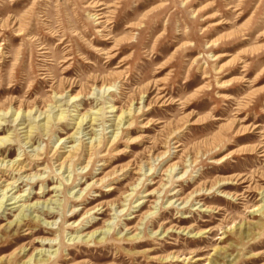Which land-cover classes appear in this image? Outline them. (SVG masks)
<instances>
[{
    "label": "rangeland",
    "instance_id": "1",
    "mask_svg": "<svg viewBox=\"0 0 264 264\" xmlns=\"http://www.w3.org/2000/svg\"><path fill=\"white\" fill-rule=\"evenodd\" d=\"M91 1L106 5L108 32L104 35L110 33L114 42L103 45L93 16L96 8L87 6ZM9 19L18 24L9 26ZM19 25L21 35L15 36ZM116 42L113 58L98 55L96 48L109 52ZM111 73L116 74L112 82L121 87L105 94L104 112L110 104L120 109L130 104L145 106L149 112L135 116L134 126L121 136V144L110 147L106 155L103 149L98 151L92 169L83 171L85 163L80 159L71 174L58 171L51 151L64 145L68 151L75 144L76 138H68L76 129L73 125L57 124L48 136L33 133L30 144L24 146L27 129L17 122L5 123L0 137L9 135L13 143L0 150V160H23L40 148L46 153L31 171L42 174L41 178H34L30 185L19 180V187L3 201L0 260L16 252L12 263L22 264L31 256L37 260L38 251L45 249L59 256L48 264H264L260 194L264 157H258L264 150L258 151L259 145L264 146V0H0V109L21 107L26 111L38 105L46 110L45 105L52 102L62 110L67 107L59 105L80 93V107L77 112L69 107V114H83L103 104L100 97L102 101H96L86 95L92 78H106ZM218 83L229 85L219 89ZM52 87L63 93L64 100H53ZM221 95L234 99L226 101ZM246 96L248 104L236 116ZM111 115L105 113V117ZM112 120L107 118L104 127H95L93 138L102 133L110 137L116 129ZM140 123L147 128H140ZM254 125L260 126L259 133H248ZM180 128L185 129L177 157L169 163L154 161L152 172L143 171L152 176L136 172L151 155L164 152L168 137ZM238 128L247 132L241 134ZM91 136L86 135L84 142H90ZM128 138L130 148L122 141ZM253 148H257L256 154H251ZM126 150L130 151L127 156L121 155ZM226 155L229 158L221 162ZM188 160L194 161L190 167ZM175 162L183 169L174 172L169 185L163 172ZM123 168L125 175L120 177ZM84 172L89 175L83 177ZM236 176L245 183L222 185ZM105 177L102 185L88 186ZM139 179L147 181L129 203L124 198ZM161 182L168 188L162 191ZM111 185L115 190L107 191ZM155 189L160 193L144 197ZM200 189L203 191L195 193ZM192 193L193 201L188 204L175 203ZM11 195L24 196L10 205L14 200H6ZM22 205L37 209L22 210ZM122 209L124 215L119 213ZM150 211L153 217L141 221ZM23 213L27 217L21 220ZM38 230L50 233L26 234ZM75 236L90 237L92 243L68 248L65 243ZM44 238L61 239L64 244L41 246ZM101 238L102 244H94Z\"/></svg>",
    "mask_w": 264,
    "mask_h": 264
},
{
    "label": "bare ground",
    "instance_id": "2",
    "mask_svg": "<svg viewBox=\"0 0 264 264\" xmlns=\"http://www.w3.org/2000/svg\"><path fill=\"white\" fill-rule=\"evenodd\" d=\"M87 6H91V8H96L93 16H94L95 21L97 22L96 25L99 27V31L98 32H101L100 36H102V40L104 42L103 45L112 43V41L114 42L113 36H111L110 33L104 35V32H108L106 27H105V25H104L106 23V19H105V15H104V12H103L105 10L104 6H106V5L104 3H102V2H99V1L98 2L91 1L89 3V5H87ZM108 6H112V5H108ZM7 23H8L9 26H12L13 28L18 24L16 22V20H10V19L7 21ZM130 26L131 25H128L129 28H130ZM14 31L18 33L15 36H20L21 35L20 32H22L21 25H19V27H17V29H15ZM243 39H245V38L243 37ZM116 46H118L117 42L114 43V46L112 47V49H109V52H105L101 48H96V50L99 51L98 55L109 54V57L107 56V58H113L114 55L112 53L115 50H117ZM220 56H223V55H220ZM67 60H69V58ZM63 62H66V61H63ZM241 63H243V61H241L240 64ZM220 70H221V67L218 69V72H220ZM115 75H116L115 73H111L106 78H102V79H100L99 77H93L92 80H91L90 91H88L86 93V95L89 98H95L96 101H102L100 99L105 98L104 96H105L106 93L109 92L108 94L110 95V93L112 92V91H110L111 88L115 87V89H118L117 87H121V86H118V84H115V82H112L111 79ZM245 82H246L245 78H242L241 79V83H245ZM226 85H229V83H218V88L222 89ZM52 94H54L53 100L56 99V101H57L60 98L62 100H64L63 93L58 91L56 88L53 89V87H52ZM56 95H58V96L56 97ZM82 96H83L82 94L78 93L77 95L72 96L70 99L68 98L67 101H64L63 105H59V107H62V106H66L67 107L66 109H62V110L57 109L58 106H53L52 102H49V104L45 105V106L48 107L46 110L44 109L45 107H40L38 105L37 106H33V107H29L26 111H23L21 109V107H18L16 110H15V108H12V107L11 108L9 107V108L0 109V127H1L0 128V132L5 128L4 127V126H6L5 123H7V122L8 123H16L17 122V125H21L22 126V128L20 127L21 129H27L25 131V139L23 140L24 141L23 145L25 146V145H29L30 142L32 141V139L34 138L33 137V133L41 132V133H44L46 136H48L49 132L51 131L53 126H55L57 124H63V123L67 122V124L73 125V127H76L75 131L68 138H76V140H74L73 143H75V144H72V146H70V149L68 151L65 150L66 148L68 149V147H66L64 144H61V145H64L63 147L56 146V147H54L53 151H51L53 158L56 159L55 163H58L57 164L58 171H64V172L68 171L71 174V171H70L71 168L72 167L74 168V165L80 159H82V162L85 163V166L82 168L83 171L88 169L89 167H90V169H92L91 167L95 166L96 160L99 157V152L98 151L103 149L104 151H106L105 154H104V155H106L108 153L110 147H114V146H116L118 144H121V143H119V141L122 138L121 136L124 134V132L128 133V131L131 130V128L134 126L135 120H136L135 116L139 115L140 117H142L144 115V112L149 110V107L145 108V106H140V107H136L135 108V107H133V104H130L128 107H126V109L125 108H121L120 109V108H116L114 104H110L108 107H105V108L108 109V111L104 112V106L103 105H104L105 101L103 99V102H102L103 104L100 107L96 108L95 110L86 111L83 114H77V115L76 114H72V115H70L69 113L71 111L69 110V107L75 108L76 112H77V109L80 107V104H77V102H79V100H81ZM92 96H95V97H92ZM65 97L67 98V96H65ZM98 97H100V99H98ZM220 97L225 99L226 101H230V100L234 99L230 95H221ZM159 98H161V97H159ZM142 99H143V96L141 97V100ZM244 99H245V102H244V104L239 105L237 113H236V116L239 115L240 111L243 108L246 107V104H248V101H249L248 100V96H246ZM108 103H111V102H108ZM55 109L58 110L57 113H56ZM117 112H119V114H115ZM105 113H110L112 115L108 116V117H105ZM69 117H72L71 120H69ZM107 118H109V119L110 118H114V120H112V121L116 122V126H115L116 129L111 131L112 135L110 137L106 138L105 133H102V136H100L99 138H95L96 136L93 138V135H95V131H96L95 127H97V126L104 127V123H105L104 121ZM212 120L217 121V120H221V119L220 118H213ZM69 121L71 123H68ZM109 121H111V120H109ZM235 122H236V120L231 121V123H233V124ZM25 124H26V126H24ZM125 124L127 126L124 128ZM192 124H194V123H192ZM140 128H147V127H146V125H142L141 124ZM184 129L185 128H182L181 130H178V131H174L173 134H171L168 137V139L166 138L167 141L165 140L166 142H165V145H164V148L166 150L164 152H161V153L157 154L156 156L151 155L149 157L150 161L149 162L147 160L143 161L139 166H137V171L136 172H138L139 174L143 175L144 177L152 176L153 173H150V175H147L143 171L148 170L149 172H152V170L154 169L153 168V162L154 161L166 160V162L169 163L174 158H176L177 154L182 151V148H181L182 144L178 143V141H179L180 137L182 136V132L184 131ZM259 129H260L259 125H254L253 128H252V131H249L248 133H254V132H255V134L259 133V131H258ZM117 130H119V131H117ZM238 131L241 132V134H245L247 132L245 128H243V129L242 128H238L237 132ZM262 133L264 134V132H262ZM88 134L92 135L91 138H89V139H91V141L88 142V143H85L84 142L85 139H83V138L86 135H88ZM75 135H78L79 137H75ZM14 137H15V133H14ZM122 141H124V144L127 146L126 148H130V146L132 144V140L130 141V139L128 138V139H125V140H122ZM12 143L13 142H12V137L11 136L8 135V136H5V137H0V150L3 149V148L4 149L8 148V146H10ZM174 144H176V145L174 147H172ZM24 146H23V148H24ZM263 147H264L263 145H259L258 146V151H260ZM171 148H174L175 150L173 152H171ZM60 149H63V150L60 151ZM42 150L43 149H41V148H40V150L39 149H34V154L28 155L23 160L22 159H15V160L9 161V162H5L4 161L5 158L0 160V189L4 188L3 190H0V196H1L0 210L2 208L4 199L7 198V195L10 192H12L15 188L19 187L20 184L17 185V182L19 180H22V182L24 181V182H26L27 184L30 185L33 182L34 178H37L38 180L41 178L42 174H38V172L32 173L31 171L34 169V164H38L39 161L42 160V156L45 155L46 152H41ZM258 151H257V148L256 149L253 148V149H251V152H252L251 154H256V152H258ZM129 152L130 151L126 150L123 153H121V155L127 156V153H129ZM25 153H26V151L24 149L22 155H25ZM259 153L260 154H258V157H264V150H261ZM39 155H41V156H39ZM104 155H102V156H104ZM228 158H229V156L226 155V157H224L223 159H220V160H221V162H224ZM188 162H189V165H188L189 167H190V165H192L194 163V161H189V160H188ZM185 166H187V165H185ZM180 169H183L181 167V164H179L178 162H175L173 164H170L168 166V168L163 172V174H167V176H168L167 182H168L169 185L173 184L172 180H173L174 172H176L177 170H180ZM124 170H126V169L123 168V169L120 170L121 173L118 174V175H120V177L125 175ZM117 171H118V169H117ZM42 172L45 173V171H42ZM186 173H187V170L184 171V174H186ZM184 174H182L180 176V179H182L184 177ZM82 175H83V177H86L87 175H89V172H84ZM126 175H128V174H126ZM5 177H9V179H6ZM62 178L63 177L61 175H59L60 183H62V181H61ZM180 179H178V180H180ZM70 180H71V177H68L67 181H70ZM115 180H121V179H118V177H115ZM106 181H107V179L105 177V178H103L101 180H98L95 183H91L88 186H93V187L96 186L97 187V186L102 185ZM139 181H140V183H136L135 182L133 187L130 189V190H132V193L127 194L125 196V198H124L126 201H129V203L131 202L130 201V199H132L131 197H133L135 192L138 191L139 187L141 189V187L144 186L145 181H147V179H144V180L143 179H139ZM3 183H4V185H3ZM244 183H245V180H243L242 177H237L236 176L234 179L225 180L224 182H222V185H224V184L243 185ZM159 187L162 189V191L164 190V188H168V186H166V184H162V182L160 183ZM107 188H108L107 191H110V192L115 190V187L112 186V185L110 187H107ZM210 190H212V188H210ZM210 190L208 192H210ZM201 191H203V190L202 189L196 190L195 193H200ZM245 192H248V190H246ZM158 193H160V190L159 189H155L152 193L144 195V197L145 196H149V195L156 196ZM193 194L194 193L190 194V197H187V198H185L183 200L182 199H176L175 203L176 202H180V204L184 203L186 205V204H188L189 201H193V199H192L193 198ZM260 194L262 195V199L261 200L264 202V189L261 191ZM23 196L24 195H16V196H12L11 195L10 198L8 200H6V201L14 200V202L10 203V205L16 204V203L19 202V201L16 202V200H18L19 198H21ZM227 196L229 197L230 195H227ZM231 197L233 198V196H231ZM237 197L239 198L240 195H237ZM37 203H40V202H37ZM114 205L115 204H111V206H114ZM100 206H98V207H100ZM116 206H118V205H116ZM129 206L130 205H128L127 211L130 208ZM28 207H30V206L22 205V210H24V208L26 210ZM31 208L37 209V207L31 206L29 211L31 210ZM263 208H264V205H263ZM96 209L97 208H95L94 210H96ZM22 210H21V212H22ZM112 210L116 214L118 213L116 208L112 209ZM255 210H256V212H260L261 208L255 209ZM124 211H125L124 209L119 210V213L124 215V213H123ZM48 214H46V215H48ZM86 214L90 215V213H86ZM72 215H74V213H72ZM72 215H70V216H72ZM153 215H154L153 212H151V211L147 212L146 214H144L141 217V221H144V220H147L149 218H152ZM19 216H20V214H19ZM25 216L27 217V215H24V213H23L21 218L18 217L17 223H19V218L22 220V218H24ZM48 216H50V215H48ZM64 219H65V217H64ZM47 225L51 226L53 224H49L48 223ZM66 228H68V227H66ZM69 228H71V227H69ZM77 230H79V229H77ZM106 231L108 232V230H106ZM42 232L46 233V234L50 233V232H45V231H42V230H38L36 233L27 231L26 234L27 235L28 234H39V233H42ZM97 233H99V232H97ZM100 234H104V232L103 233L101 232ZM92 236L93 235H91V237ZM135 236L137 237L138 235L135 234ZM84 238L85 237L75 236L74 238L71 239V237H70L68 239V242L65 243V245L68 248L70 246H84V247L90 246V244L92 243L91 242L92 240L90 239V237H89V239L88 238L84 239ZM57 241H58L57 239L44 238V239H42V241H40V245L41 246H49V247H56V246L60 247V246H62L64 244V243L62 244L61 239L58 242ZM96 243L102 244L103 243V238H101L97 242H94V244H96ZM6 249H9V247H7ZM6 249H1V251H5ZM22 251H24V250L22 249L21 251H19V253H21ZM23 254H25V253H23ZM36 256L38 258L37 260H36V257H32L31 256L28 261H25L22 264H48V260H50L52 258H54V260H56V259L59 258V256L57 257V252L56 251H49V250H45V249L44 250H39L38 253L36 254ZM43 256L44 257L47 256L48 259L47 260L44 259ZM15 259H16V252H14V253L10 254L9 256H7V258L5 260H0V264H13L12 262L15 261Z\"/></svg>",
    "mask_w": 264,
    "mask_h": 264
}]
</instances>
